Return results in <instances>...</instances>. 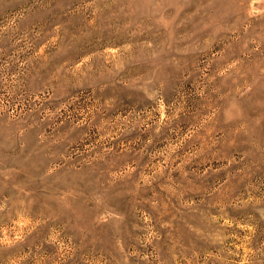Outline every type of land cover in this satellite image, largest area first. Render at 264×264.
I'll return each mask as SVG.
<instances>
[{
    "label": "rangeland",
    "instance_id": "1",
    "mask_svg": "<svg viewBox=\"0 0 264 264\" xmlns=\"http://www.w3.org/2000/svg\"><path fill=\"white\" fill-rule=\"evenodd\" d=\"M0 264H264V0H0Z\"/></svg>",
    "mask_w": 264,
    "mask_h": 264
}]
</instances>
